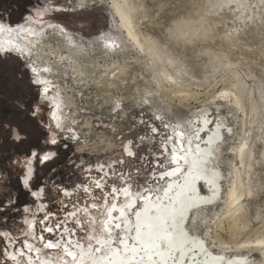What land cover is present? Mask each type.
I'll list each match as a JSON object with an SVG mask.
<instances>
[{
	"label": "rangeland",
	"instance_id": "374dc122",
	"mask_svg": "<svg viewBox=\"0 0 264 264\" xmlns=\"http://www.w3.org/2000/svg\"><path fill=\"white\" fill-rule=\"evenodd\" d=\"M34 1L30 0L28 6ZM79 1L36 0L40 8L54 3L67 10L54 8L55 12L51 13H32L39 7H33L30 12L22 7L23 11L14 12L12 23L31 27L34 38L39 35L36 40L43 42L53 40L58 31L68 33L75 47L66 45L73 60L60 63L66 66L63 71L66 76L59 73L55 76L58 79L44 74L38 77L31 71L37 67L32 60L22 59L19 54L0 53V114L12 118L16 112L18 118L13 123H20L28 136L19 150L11 133L0 140V198L15 203L17 177L23 180L33 168L32 162L22 154L24 148L36 142L38 135L27 125L33 115L28 108L36 111L37 121L43 117L42 130L47 131V136L41 145L51 138L64 141L69 136L51 122V109H55L57 124L72 127L76 137L79 136L67 140L68 149L63 143L58 146L61 162L56 175L48 180L52 175L48 172L41 182L50 191L39 192L34 204L31 194L21 196L18 206L7 217L0 218V224L7 220V228L2 230L10 228L12 235L21 240L16 251L30 241L34 245L31 260L35 264L42 258L57 264H71V258L65 259L64 241H60L59 252L44 248L49 242L40 240L41 235L48 236L47 231H41L44 218L50 217L48 227H53L54 221H72L70 215L64 219L66 214L82 210L92 199L91 196L84 198L73 186L80 181L87 184L97 176L93 170L89 171L95 163L121 158L124 136L138 138L136 160L131 163L141 164L142 181L146 173L163 170V166L166 173L173 164L181 126L189 118L207 113L209 121L213 120L210 128L217 122L223 124L214 159L215 167L223 174L220 195L196 212L190 209L192 213L186 214L182 226L190 234L203 238L214 255L225 253L232 259L242 258L244 264H264V0H116L125 8L137 41L127 34L111 0H86L83 5ZM38 78L51 82L48 86L52 90L47 97L42 94V86L32 83ZM117 105L119 117L112 111ZM60 118L66 119L60 121ZM153 127L159 129L158 134L153 135ZM187 129L184 126L181 130L185 136L190 132ZM205 132L200 135L201 139L205 140L208 133ZM141 137H144L142 143ZM141 151H146L148 157H141ZM157 159L161 161L155 165ZM16 160L20 163L16 164ZM35 170L37 174L46 172L38 163ZM114 182L119 183L115 179ZM232 182L239 197L229 204L227 193ZM150 183L149 190L155 197L167 181L162 185L153 178ZM197 186L202 192L207 189L204 180H198ZM65 187L70 195H64ZM93 190L91 187L90 192ZM128 191L137 196V203L126 215L131 221L142 208L141 198L153 196L143 194L141 189ZM118 197L117 200L112 195L111 204L99 213L100 219L96 221L101 227L113 203L125 204V198ZM105 204L100 201V205ZM26 207L31 211L26 212ZM113 213L118 215L117 210ZM84 224L87 233L77 220L82 235L70 237L72 250H76L74 244L88 246L94 227L90 222L84 221ZM66 227L67 223L62 231L68 238L70 227L68 232ZM112 231L113 239L117 231L122 237L120 229ZM53 240H59V232ZM78 240L83 242L77 243ZM7 251L12 252L11 245ZM92 257L79 258L78 264L90 262ZM24 258H30L27 250Z\"/></svg>",
	"mask_w": 264,
	"mask_h": 264
},
{
	"label": "bare ground",
	"instance_id": "6f19581e",
	"mask_svg": "<svg viewBox=\"0 0 264 264\" xmlns=\"http://www.w3.org/2000/svg\"><path fill=\"white\" fill-rule=\"evenodd\" d=\"M111 1L114 12L119 16L120 22L127 29V34L137 41L133 30L129 26L130 20L125 8L116 0ZM85 3L86 0L79 1L80 5ZM34 40L37 47L35 48L36 61L40 62L44 68L50 67L52 69L51 74L54 76L59 73L62 76H66L64 75L65 72H63L66 66L61 68L60 63L64 60L66 62L73 60V56L70 55L71 52L69 53L66 45L75 47V43L68 38V33L58 31L56 32V37L47 42ZM78 47L81 46L79 45ZM77 50V52L82 53L81 48H77ZM77 52L76 54H78ZM208 117L207 113L199 116L195 115L193 118H189L186 125L181 126L182 129L184 126H187L190 132L185 136V133L181 131L182 129L179 130L178 135L180 137L177 140L179 145L174 150L172 157L173 164L165 173L167 177L165 181L167 183L161 190L162 192L159 193L160 195L154 197L152 190L142 192L143 194L151 193L154 198L148 196L149 194L145 199H143L144 197L141 198L143 200L142 208L136 211L131 221L130 219H126L124 211L125 205H114L115 207L113 208L112 206L108 211L111 215L106 221L122 224L120 228L121 233L123 232L122 237L128 241L129 248L133 246L140 247L142 245L148 249L147 252L140 253L144 257L143 264H153V261L154 264H173V260H175L176 264H244L245 262L242 258L238 259L235 257L232 259L231 256H227L225 253L219 255L212 254L205 246L204 241H202L203 238L200 239L198 238L199 236L190 234L182 226V222L190 209L193 208V211L196 212L202 206H206L217 200L220 195V179L223 177V174L215 167L214 159H216V149L218 148L219 139L222 136L223 124L217 122L213 128H210L207 126L210 122ZM65 119L60 118V121ZM178 125L175 127V130L178 129ZM205 131L208 133L204 140L200 138V135ZM178 135L176 138H178ZM198 180H204L206 182L207 189L204 192L201 190L198 191L196 185ZM159 187L156 191H158ZM124 188H128V186L122 189ZM124 190L122 191L124 192ZM109 195V198L112 199V193ZM130 195L127 204L128 209L137 201V196ZM227 197L229 204H232L238 199L239 195L236 193L235 182H232ZM106 205L107 203L104 206L100 205L99 210H93L92 206L89 207L85 210L86 215L84 221L89 223L100 219L98 215ZM114 210H117L119 214L113 221L112 213ZM77 220H79L78 217ZM67 229H69L68 224ZM74 247H76V250H71L75 253H80L81 249H83L84 254L79 258L93 255L90 262H85L84 264H96L98 258L94 259L95 254L92 253L89 245L84 247L74 244ZM66 249L67 245H65ZM31 258L30 256L29 259ZM139 258L140 256H137V259ZM53 262L51 259L42 258L41 262L37 264H53Z\"/></svg>",
	"mask_w": 264,
	"mask_h": 264
},
{
	"label": "snow or ice",
	"instance_id": "6c2138e0",
	"mask_svg": "<svg viewBox=\"0 0 264 264\" xmlns=\"http://www.w3.org/2000/svg\"><path fill=\"white\" fill-rule=\"evenodd\" d=\"M6 11V9H5ZM12 20L11 16L9 15L7 26L10 29L12 27ZM5 24V18L4 14L0 12V30H3ZM14 51L16 50H4L3 55L10 56L14 54ZM31 71L36 74L38 77L42 76L43 73H51L52 69L50 67H45L43 69H38L37 67L31 68ZM36 86H43L42 94L47 97V95L51 92V88L48 86L51 82L47 79H36L32 82ZM27 111H32L33 115L32 117L27 120V125L30 126L32 130H35L37 135V140L35 143L30 144L28 147L24 148L22 150V154L25 157L26 160H29L32 162L33 168L30 172H28L24 179L21 180L19 176L17 177L16 183H15V190L18 193L16 202L10 203L7 202L5 199L0 198V218H4L8 216V213L18 206L20 197H26L29 194H31L33 200L32 203L34 204L35 201L39 198V192H46L50 191L47 184L41 183L45 180L47 173L50 172L52 175L48 176V180H51L52 177L56 175V168L57 165L61 162V152L59 149V145L63 143L64 148L68 149L70 145L67 143V140L73 139L71 136V130L69 129V136L65 138L64 141H61L57 138H51L43 145H41V141L44 140V138L47 136V131L42 130L44 129V120L41 116L40 120H36V111L32 110L31 108H28ZM113 113L119 117L120 115V106L117 105L113 110ZM18 118L17 113L15 112L12 116V118H8L6 114H0V140H3L4 136L7 133L12 134V139L14 140L17 149L19 150V146L24 143L26 139H28L27 132L24 130V128L21 127L20 123H13L14 120ZM53 118H55V113L53 114ZM143 123V121H141ZM79 126V125H77ZM61 125L57 124V128H60ZM146 127V125H145ZM51 126H48V129L50 130ZM153 135L158 134L159 129L156 127H153L151 129ZM144 137H141V143L143 142ZM77 143H79V140L77 139ZM122 156L127 157L129 159H135L137 155V149L138 146L136 145L135 139L129 140L127 144H122ZM19 154V152H18ZM3 159H10V157H3ZM16 164H19L20 161L16 160ZM40 164L43 166L44 169H46V172L42 174H37L35 170V165ZM126 161L124 159H116L113 164L111 165H105L101 164L99 169L96 170L98 179L94 182L95 183V190L90 192V188L92 187L91 184H85L84 181H80L79 184L74 185L77 192H80L84 198H87L89 196L92 197L91 201L89 202L92 206L93 210H99L100 207V201H104L107 204H111V199L107 196L102 195L104 191L108 190V184L112 181L108 179V176H116L117 179L122 180V184L118 187H115L112 190V195L117 197V200L119 197L117 196L118 193L121 192L122 188L124 186H128L129 190L131 189L132 181L134 179L132 172H128L127 175L123 171L116 173L113 172L112 169L118 165L125 164ZM0 165H2V160H0ZM71 167H75V165H71ZM105 167L109 168V173L105 175H101L103 173V170ZM21 172L24 171L23 168L20 169ZM89 171H92V169H89ZM103 183V188L101 187V183ZM138 190V189H137ZM98 193H101L98 195ZM60 190L57 189V196H59ZM64 195H70L68 193L67 187L64 189ZM70 202V201H69ZM79 203V200L77 201ZM89 203H85L84 209L77 210L72 213H69V215L72 217V221L68 222L65 221V223H57L53 222V227H48V219L50 217H45L43 220L44 223V229L41 231H47L48 236L44 237L43 235L40 236V240L43 241L47 239L49 242L44 245V248L48 251L55 250L57 252L61 249L60 241H64V243L67 245V249L64 252L65 259L71 258V264H78V259L80 256H82L83 249H81L80 253H75L71 249L73 248V245L71 244L70 237L72 235L81 236L80 228L77 227V217H79V224L81 227L84 228V232L87 233L88 228L84 224V217L86 215L85 210L89 208ZM139 205H136L138 207ZM115 206H113L114 208ZM47 210V209H46ZM135 209L133 208V211ZM25 211H31L30 208L26 207ZM64 211L67 212V207L65 206ZM111 215V213H109ZM39 216V212L37 213ZM115 220V217L113 216V221ZM69 224L70 231L68 233V238L64 236V233L62 229L65 227V224ZM94 227V232L91 236L88 237V245L91 247L92 253L95 254L94 259L98 258L96 260V264H143L144 257L140 255V253L147 252L148 249L144 246L136 247L133 246L129 248L128 241H126L123 237L120 236L119 232L117 231L115 233L116 239H112L113 237V231L112 229H120L122 227V224L120 223H109L108 221H105L103 227H101L98 223V221H92L90 222ZM7 228V220L5 219L3 224H0V261L3 262V264H33V261L31 259L25 260L26 250L27 255L31 256V249L34 246L32 243H23L21 245V249L19 252L16 251V245L21 244V240L19 238H16L12 235V230L8 228L6 231L2 230ZM74 230V231H73ZM139 231V230H137ZM59 232V240H53V237L56 236V234ZM25 240H27V235H25ZM95 240V244H92V241ZM83 240H78L77 243H82ZM12 246V252L8 253L7 249L8 246ZM38 246V245H36ZM137 256H140L139 259H137ZM53 264H57L56 261L53 262ZM154 264V261H153ZM173 264H176L175 260H173Z\"/></svg>",
	"mask_w": 264,
	"mask_h": 264
},
{
	"label": "flooded vegetation",
	"instance_id": "af4514ba",
	"mask_svg": "<svg viewBox=\"0 0 264 264\" xmlns=\"http://www.w3.org/2000/svg\"><path fill=\"white\" fill-rule=\"evenodd\" d=\"M22 2V4H21ZM30 2V0H0V12H2L4 14V18L6 19V21H8L9 15L11 16V20L12 22H14L13 20H15L14 18V12H21L23 11L22 7L24 9H26L27 11H31V9L33 7L37 8L36 10H34V12L32 13H51V12H55V10H62L64 11L63 7H61L60 5H56L54 3H52V5H47L45 7H41L38 5V3L36 2V0L33 2V4H31L32 6H28V3ZM41 3V1L39 2ZM54 8H57L54 10ZM6 9V11H5ZM24 13V12H23ZM51 22V21H50ZM19 23V22H18ZM17 23V24H18ZM15 24L14 26L12 25V27L9 29L7 24H4V28L3 30H0V53H3L4 50H16L14 51V54H19V56L22 59H29L31 62L35 63L37 65L38 69H43L44 67L42 66V64H40V62L36 61V57H35V40L36 38H33L34 36L32 35V28L29 26H25V27H20L19 25ZM24 29V30H22ZM26 34V35H25ZM61 68H62V64H60ZM31 67V65H30ZM44 75H48L53 77L54 75L51 73H43ZM55 77V76H54ZM42 79V78H40ZM55 79H58L57 77H55ZM36 80V79H35ZM42 90H43V86H42ZM125 189V190H124ZM122 190H124V192L121 190L120 193L117 194V196H123L125 198V205L124 206V211H125V215H127V211L128 208L126 206V204H128L129 202V198L128 196L130 195V192H128V188H124ZM128 193H126V192ZM127 196V197H126ZM120 206L118 204H112V206ZM111 206V207H112ZM116 211V210H114ZM113 211V212H114ZM110 212H108V217L110 216L109 214ZM119 214V213H118ZM112 216H114L115 218H117V216L115 215V213H112ZM30 241H27V243Z\"/></svg>",
	"mask_w": 264,
	"mask_h": 264
},
{
	"label": "built area",
	"instance_id": "2783aa9c",
	"mask_svg": "<svg viewBox=\"0 0 264 264\" xmlns=\"http://www.w3.org/2000/svg\"><path fill=\"white\" fill-rule=\"evenodd\" d=\"M67 9H65L64 11H66ZM28 14H26V16H27ZM54 112H55V109L54 110H52L51 109V113L49 114V118L51 119V122L54 124V126L57 128V121L55 120V118H53V114H54ZM72 127H70V129H71ZM60 132H64L65 134H70L69 133V129H68V127H66V128H63V126H61L60 128H57ZM72 130L73 131H71V136L73 137V139L76 137V132L74 131V129L72 128ZM67 136V135H66ZM77 137H79V136H77ZM76 137V138H77ZM72 139V140H73ZM132 139H135V141H137L138 142V138H132V137H127V136H124V144H127L128 143V141L129 140H132ZM137 145V144H136ZM140 153V155H141V157H144V156H146L148 153L146 152V151H141V152H139ZM146 157H148V156H146ZM116 159H124L125 161H126V163L125 164H121V165H118V166H116V167H114L113 169H112V171L113 172H116V173H119V172H121V171H123L124 173H125V175H127V173L128 172H132V175H133V177H134V179H133V181H132V187H131V189H133V190H136V189H141V190H143V192H145L146 190H149L150 188H152V183H150V181H151V179H155V182L156 183H158V181H160L161 179H165V169H164V166H163V170H156V171H154L153 170V172L152 173H146L147 174V176H146V178L142 181V177H141V175H142V173H143V169L141 168V164H139V163H137L136 161L133 163H131V161H134V160H136V157H135V159H129V158H127V157H121V158H110V159H108L107 160V162H102V164H105V165H111V164H113V162L116 160ZM100 165L101 164H96L95 163V165L94 166H92L93 168H91L92 170H93V172H94V174H97V172H96V170L97 169H99V167H100ZM147 171V170H146ZM109 173V168L108 167H105L104 168V170H103V173H101V175H105V174H108ZM149 174H151V176H149L148 177V175ZM98 179V177L96 176L95 178H93L92 180L91 179H89L86 183L87 184H91L92 185V187L94 188V190H95V181ZM108 179L109 180H111L112 182L111 183H109L108 184V190L107 191H104L103 193H104V196H107V197H109L110 195L109 194H111L112 193V190L115 188V187H118V186H120L123 182H122V180H119V179H117V177L116 176H111V175H109L108 176ZM114 179L115 180H118L119 181V183H117V182H114ZM103 183L104 182H102L101 183V187L103 188ZM125 187V186H124ZM153 187H157L156 185H153ZM98 194H101V193H98ZM69 213H72V211L70 212H68L67 214H66V216L64 217V219L65 218H68V215H69Z\"/></svg>",
	"mask_w": 264,
	"mask_h": 264
},
{
	"label": "clouds",
	"instance_id": "9594fccd",
	"mask_svg": "<svg viewBox=\"0 0 264 264\" xmlns=\"http://www.w3.org/2000/svg\"><path fill=\"white\" fill-rule=\"evenodd\" d=\"M189 212V211H188Z\"/></svg>",
	"mask_w": 264,
	"mask_h": 264
}]
</instances>
